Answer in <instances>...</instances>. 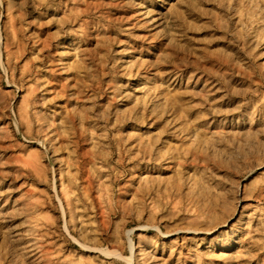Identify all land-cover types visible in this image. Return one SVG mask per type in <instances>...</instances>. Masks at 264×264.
<instances>
[{
	"label": "rangeland",
	"instance_id": "rangeland-1",
	"mask_svg": "<svg viewBox=\"0 0 264 264\" xmlns=\"http://www.w3.org/2000/svg\"><path fill=\"white\" fill-rule=\"evenodd\" d=\"M0 264H264V0H0Z\"/></svg>",
	"mask_w": 264,
	"mask_h": 264
},
{
	"label": "bare ground",
	"instance_id": "bare-ground-1",
	"mask_svg": "<svg viewBox=\"0 0 264 264\" xmlns=\"http://www.w3.org/2000/svg\"><path fill=\"white\" fill-rule=\"evenodd\" d=\"M222 227H224V226H222Z\"/></svg>",
	"mask_w": 264,
	"mask_h": 264
}]
</instances>
